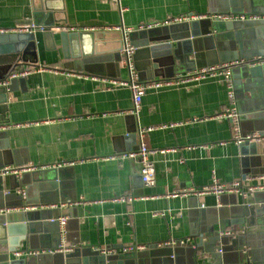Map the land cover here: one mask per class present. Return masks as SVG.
<instances>
[{"label":"crops","instance_id":"obj_1","mask_svg":"<svg viewBox=\"0 0 264 264\" xmlns=\"http://www.w3.org/2000/svg\"><path fill=\"white\" fill-rule=\"evenodd\" d=\"M249 1L251 13L242 11L240 0H61L66 22L49 26L52 16L35 12L33 0H0V30L34 23L52 31H24L36 35L37 60L23 64L0 58V71L10 63L3 79L30 66L57 70L32 71L0 91V125L5 126L0 129V167H29L18 176H1L0 204L6 192L8 206L28 204L8 208H37L31 209L34 220L26 238L15 249L0 245V264H59L58 253L13 254L54 249L57 243L77 249L70 264H170V249L159 246L169 241L177 242L176 264H203L219 243L223 253L216 259L222 264H264L257 248L242 262L243 247L233 241L242 234L237 222L241 208L253 203L252 193L173 196L208 186L213 177L221 183L239 181L244 191H264V119L256 118L264 112V80L251 89L244 84L245 78L258 80L264 73V64L245 61L264 56L252 37L255 23L264 22V0ZM187 12L260 17L240 20L246 23L237 30L235 20H191L194 36L189 39L180 23L142 28ZM122 28L135 30L136 44L148 39L154 49L148 67L135 70L141 82L173 79L208 63L244 60L229 74L234 100L229 101L226 82L213 77L149 89L132 114L131 90L122 84L130 79L121 62L122 47L114 53L120 37L104 34L118 31L123 39ZM207 28L213 41L202 38ZM79 30L99 35L83 48L88 53L81 45L73 48L79 51L74 59L61 32ZM229 106L240 114V132H261L255 153L252 143L243 147L234 140L229 119L213 117ZM142 128L149 130L139 136L136 130ZM140 142L153 150L152 186L141 181L135 160L111 158L135 150ZM119 197L134 199L113 200ZM56 216L66 217L65 224L60 226ZM142 245L147 248L134 250ZM101 249L112 250L105 261L98 257L103 253H94Z\"/></svg>","mask_w":264,"mask_h":264},{"label":"water","instance_id":"obj_2","mask_svg":"<svg viewBox=\"0 0 264 264\" xmlns=\"http://www.w3.org/2000/svg\"><path fill=\"white\" fill-rule=\"evenodd\" d=\"M58 2L57 5H55V2ZM35 2L37 4H35ZM242 6H244L243 12L251 13L250 10V1L249 0H240ZM33 8L35 12H40L41 15L46 18L47 16L51 15L52 19L49 24V26H54L58 23H65L66 18L63 13V5L61 4V0H33ZM249 7V10L246 8ZM59 10H55V9ZM243 8V7H242ZM210 21V20H209ZM193 22H184L180 23L182 25H185V31L187 33V39H189L191 36H194L190 31V26ZM244 21L235 20L232 21V28L234 30H237L239 28H242L244 25ZM254 27L252 28V37L256 40V43L261 47L264 48V22L261 23H255ZM175 25V24H174ZM46 27V33H50L51 28ZM172 25H164L163 27H170ZM158 28V27H153ZM150 29V28H149ZM135 30L130 31L127 34L128 41L130 45L134 48V51L131 55L133 66L135 70L138 72L144 71L146 67H148L149 64V56L151 54V51L154 50L152 47L149 46V40L144 39V42L141 44H136L133 40V32ZM139 31H147V29H142ZM212 29L207 28L205 34L202 36V38L206 41H213V36L211 34ZM64 40V44L66 43L67 47L70 46L71 49V55L70 57L76 59L79 57V51L76 49H73L77 47L78 45H81L83 54L88 53L87 51H84L87 49L88 43H92L94 38H98L99 33L94 31H86V30H79L74 32H61ZM115 34L116 36L120 37L118 39V42L116 43V48L114 50V53H117L118 50L122 47V38L121 34L118 31H107V33L104 34ZM100 34H102L100 32ZM178 40V38H176ZM115 47V45H114ZM84 48V50H83ZM10 57L11 61H18L21 63L25 62H35L37 60L36 55V35L34 32H7V33H1L0 34V58H7ZM17 62V63H18ZM217 62L208 63L207 65H213ZM10 67V63L6 66H1L3 69L0 71V79H3L5 75L8 72V69ZM261 78L258 80H252L249 78L244 79L245 86L249 87L250 89L254 86H258L263 84L261 81L264 80V73L261 71ZM246 77V76H245ZM250 77V76H248ZM254 78V77H253ZM18 78L11 79L7 88L8 90L11 88V84L14 81H17ZM256 83V84H255ZM6 90L5 87L0 86V91L4 92ZM262 114H259L256 118L264 119V112H261ZM243 133V132H242ZM261 133V132H260ZM244 134V133H243ZM255 142L258 141H244L241 146L244 147V145H249L252 143L251 146H254L252 149V153H255L256 151V145ZM254 143V145H253ZM13 176V175H12ZM1 182V177H0ZM19 182H15V186H18ZM2 188L0 187V190ZM6 193H2L3 197V203L0 204V207H15L17 205H20V207H23V205H28L27 202L20 201L18 204H13L11 206H8L5 202L6 200ZM19 197V196H18ZM253 203L249 205H245L241 208L240 214H239V220H238V229H242V234L237 235L236 239H233L234 245L236 244L237 247H243V250L240 251V257L243 260L247 258V255H252L253 250L255 248L259 249L261 253L264 255V191H255L252 193ZM20 200V198H19ZM259 205V206H257ZM24 206V207H25ZM34 210H13L6 212L4 214L0 215V245L6 244L7 248L9 250L15 249L16 246L19 245V242L21 240H24L26 238V235L28 232H30L32 229V221L34 220L32 213ZM58 217V216H56ZM53 218V216H52ZM55 219V217H54ZM48 220V218H47ZM55 225L57 223L54 221ZM58 226V225H57ZM58 228V227H57ZM221 233V232H219ZM254 233V237L251 236ZM60 233H57V241L59 238ZM218 239L220 242H222L223 237L218 236ZM59 243L52 247H57ZM157 245H154L156 247ZM151 248V246L149 247ZM217 248L221 249V252L217 251ZM169 254L167 255V258L170 261V264H176L175 258L177 254V246L170 247L168 246ZM77 251V249H72L69 252H56L62 256V262L59 264H70V261L68 258L74 254V252ZM94 253H99L98 250H95ZM218 253L219 256L223 253L222 244L219 243V245L216 246L215 251L210 253V256L212 259H214V264H222L221 260L216 259V254ZM238 254V253H237ZM28 257H30L28 255ZM98 257H100L102 260H107L108 257H110V254H100ZM211 258L205 257L202 258L203 264H212ZM242 264V263H241Z\"/></svg>","mask_w":264,"mask_h":264},{"label":"built area","instance_id":"obj_3","mask_svg":"<svg viewBox=\"0 0 264 264\" xmlns=\"http://www.w3.org/2000/svg\"><path fill=\"white\" fill-rule=\"evenodd\" d=\"M259 17H260L259 15H249V14L246 15V14H233V13H217V14L207 15V14L187 12L185 14L171 16L162 23L147 24L145 26H142V28H153L159 25H172L176 23L191 22V20H196V19H201V18H214L218 20L230 21V20H245V19L255 20V19H258ZM114 28L118 29L120 28V26L114 27ZM36 29H40L44 31L46 28L43 26L36 25L34 23H30V25H25L23 27L12 29L10 31L24 32V31H33ZM71 29H74V28H71ZM130 31H132V29L122 28L123 46L121 49V52H122L121 62L128 67L129 74H130L129 82H122V84L128 85L129 89L131 90L132 108L130 112L132 114H137V111H138V108L141 102V98L145 94V92H147V90L149 89L158 88L161 86H170L173 84L197 82L202 79L213 78V77L222 78L226 82L229 101L232 102L234 100V91H233L232 81L229 77L231 68L237 65H241L245 63V61L247 62L249 66L264 64V56L257 55L254 58L245 60V61L241 59L230 60L228 62H224L218 65H209L206 67H199L191 72H188L184 75L177 76L173 79H162V80L141 82L137 80V75H136L135 68L133 66V62L131 58L134 48L130 45L128 38H127V34ZM4 32H7V30H0V33H4ZM46 69L53 70L52 68H48L46 66H39V65L37 67L30 66V67L22 68L19 70H13L8 73L7 78L0 79V86L7 87L11 79L26 76L27 74L35 70L43 71ZM53 71H57V70H53ZM213 117L215 118L226 117L227 119L230 120L232 129H233V138L239 144H242L244 141H249V142L259 141L263 137L262 134L257 131L251 132V133H244V134L240 132V114L237 111V109L232 106L225 108L221 113ZM174 124L175 123L169 124V126H173ZM165 126L166 125H163V127ZM4 128L5 126L0 125V129L3 130ZM147 130H149V128L147 129L142 128V129H139L138 131L136 130V132L139 134V136H142ZM151 153H153V150L149 149L145 145L144 142H140L138 147L135 150L114 154L111 156V158H115V159H126L127 158V159L135 160L139 165L141 181L143 182L145 186H152L155 183V171H154L153 162L150 159ZM28 169L29 167L16 168V167H11V166H3V167H0V177L4 175L18 176L21 172H23L24 170H28ZM255 189L256 188L254 187H249L247 191H244L242 189V183H240L239 181H234L231 183H221L218 180H216L215 177H213L211 183L208 186H202L200 188H195V189H191L187 191L175 192L173 193V196H176L177 194H180L183 196H187V195L200 196V195H204L208 193L215 194L216 196H219L220 194H223V193H238L240 195H243L246 192L253 193ZM133 199L134 198H131V197H128V198L119 197V198H114L113 200L122 201V202H131L133 201ZM56 206L58 205L53 204L52 207H56ZM35 207L30 208V210L37 209ZM5 208L0 207V215L6 213L7 211L13 210L8 207H5ZM65 222H66V217H63V216L58 217V223L60 226L64 225ZM180 242L181 241H179V243ZM176 243H177L176 241H169L159 246L166 245V246L174 247ZM134 248H135L134 250H137V249H145L147 247L145 245H142V246H136ZM127 249L128 248H125L124 250H127ZM71 250L72 248H66L63 245H61V243H59L58 246L55 247L54 249H48L44 251H31V250L14 251L13 254L16 257H18V256H21L22 254H26L27 256L32 255V254H39L40 252L54 254L56 252H69ZM98 251H100L103 254H109L112 252V250H104V249H101ZM217 251L221 252V249L217 248Z\"/></svg>","mask_w":264,"mask_h":264}]
</instances>
